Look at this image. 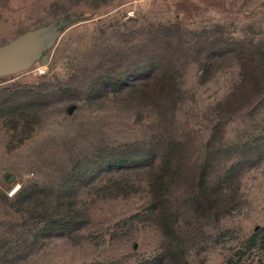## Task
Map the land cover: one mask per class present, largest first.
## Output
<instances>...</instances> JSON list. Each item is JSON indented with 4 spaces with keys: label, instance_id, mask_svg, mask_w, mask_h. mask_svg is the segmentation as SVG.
Listing matches in <instances>:
<instances>
[{
    "label": "rangeland",
    "instance_id": "obj_1",
    "mask_svg": "<svg viewBox=\"0 0 264 264\" xmlns=\"http://www.w3.org/2000/svg\"><path fill=\"white\" fill-rule=\"evenodd\" d=\"M256 48L264 0H0V264H264V86L231 97L228 53ZM145 63L169 94L92 91Z\"/></svg>",
    "mask_w": 264,
    "mask_h": 264
},
{
    "label": "trees",
    "instance_id": "obj_2",
    "mask_svg": "<svg viewBox=\"0 0 264 264\" xmlns=\"http://www.w3.org/2000/svg\"><path fill=\"white\" fill-rule=\"evenodd\" d=\"M258 52L262 53L259 48H256L255 50L243 49L241 51L232 50L228 52L229 54H233L234 56H236L235 59L239 64L240 77V81L237 83V85H235L236 87L231 94V97L237 95L238 93L245 97H247V95L251 96L253 92L258 93L257 90H261L263 88L264 76L262 75V71L264 70V68L263 66H259V62H255L253 60L259 56H264V52L263 54H259ZM228 53L205 51V57L203 62L201 63L203 78H206V75L208 77L212 72L217 71L218 69V66L214 64L216 63V61L214 63L211 61L212 57H216V55L222 57L224 54ZM132 68H135L137 74L141 73L142 78L139 81L136 82L135 80V82L133 81L126 83L125 81H123L125 77H122V74H124L125 72L123 73V70L119 71L115 68H111L109 69V72H105L106 74L102 76L101 81L97 80L96 85L92 87V91H94V93L101 91L103 96L105 95L104 97H106V94H109L111 90H119L129 98H138L144 100L153 99L158 95L165 96L169 94V91L171 89H169L170 83L162 67L157 68L152 64L149 65L148 63H145L142 65H134ZM114 71H117V74H114L113 77H110V73ZM160 74H162L163 76H159ZM118 77H122L121 81L116 82ZM115 86H117L118 89H115ZM109 87H112L113 89H110ZM262 92L263 91H261L260 93ZM31 101L32 100L28 101L30 102V104L28 103V105L24 107V109L34 107L35 103ZM7 103V101L0 102V111L6 112L5 110H7V112H10L8 110H11L12 108L9 109L10 106H5ZM18 116H25V114H22V112L19 111ZM150 160L151 159L147 158V156L141 158L119 157L114 161V163H108V161L107 163L108 166L122 168L127 165L147 164ZM163 163L170 164V157L168 154H163ZM56 226V229L63 228L64 226L65 228H67L68 224H59V222L57 221Z\"/></svg>",
    "mask_w": 264,
    "mask_h": 264
},
{
    "label": "water",
    "instance_id": "obj_3",
    "mask_svg": "<svg viewBox=\"0 0 264 264\" xmlns=\"http://www.w3.org/2000/svg\"><path fill=\"white\" fill-rule=\"evenodd\" d=\"M46 60V57H43L42 59V63L44 64ZM14 63V60L13 59H8V60H0V72L2 71H6L7 69H9L11 67V65ZM74 109V106L71 105L67 108V113H71L72 110Z\"/></svg>",
    "mask_w": 264,
    "mask_h": 264
},
{
    "label": "built area",
    "instance_id": "obj_4",
    "mask_svg": "<svg viewBox=\"0 0 264 264\" xmlns=\"http://www.w3.org/2000/svg\"><path fill=\"white\" fill-rule=\"evenodd\" d=\"M13 193H14V189H12V190L10 191V193H9V194L11 195V194H13Z\"/></svg>",
    "mask_w": 264,
    "mask_h": 264
}]
</instances>
